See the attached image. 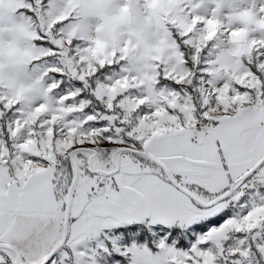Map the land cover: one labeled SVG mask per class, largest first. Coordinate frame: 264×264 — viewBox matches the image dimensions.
<instances>
[{"label":"snow or ice","instance_id":"1","mask_svg":"<svg viewBox=\"0 0 264 264\" xmlns=\"http://www.w3.org/2000/svg\"><path fill=\"white\" fill-rule=\"evenodd\" d=\"M0 264H264V0H0Z\"/></svg>","mask_w":264,"mask_h":264}]
</instances>
